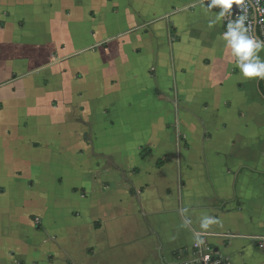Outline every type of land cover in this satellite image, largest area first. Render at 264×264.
Returning a JSON list of instances; mask_svg holds the SVG:
<instances>
[{
	"label": "crops",
	"instance_id": "crops-1",
	"mask_svg": "<svg viewBox=\"0 0 264 264\" xmlns=\"http://www.w3.org/2000/svg\"><path fill=\"white\" fill-rule=\"evenodd\" d=\"M218 14L0 0V264H264V80Z\"/></svg>",
	"mask_w": 264,
	"mask_h": 264
},
{
	"label": "clouds",
	"instance_id": "clouds-1",
	"mask_svg": "<svg viewBox=\"0 0 264 264\" xmlns=\"http://www.w3.org/2000/svg\"><path fill=\"white\" fill-rule=\"evenodd\" d=\"M234 2L241 0H210V6H221L219 18L226 14ZM213 23L214 21L210 22L209 26L211 27ZM222 39L226 42V47L231 50L236 67L244 78L264 80V60L259 55L264 50V41H259L248 34L243 17L228 23ZM207 223L206 221L204 227H207Z\"/></svg>",
	"mask_w": 264,
	"mask_h": 264
},
{
	"label": "built area",
	"instance_id": "built-area-1",
	"mask_svg": "<svg viewBox=\"0 0 264 264\" xmlns=\"http://www.w3.org/2000/svg\"><path fill=\"white\" fill-rule=\"evenodd\" d=\"M219 12L221 6L218 5ZM244 18L248 34L259 41H264V0H241L234 2L226 14L220 17L223 32L227 30L229 22ZM259 249H264V241L258 244ZM195 259L174 264H230L218 252L205 247H197Z\"/></svg>",
	"mask_w": 264,
	"mask_h": 264
}]
</instances>
